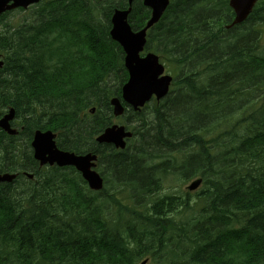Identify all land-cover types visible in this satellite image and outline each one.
Listing matches in <instances>:
<instances>
[{
  "label": "trees",
  "instance_id": "1",
  "mask_svg": "<svg viewBox=\"0 0 264 264\" xmlns=\"http://www.w3.org/2000/svg\"><path fill=\"white\" fill-rule=\"evenodd\" d=\"M88 1L0 16V115L12 107L26 127L21 146L0 131V174H18L0 185V264H264V2L226 30L228 0H205L221 15L201 22L198 3L172 0L157 34L173 89L135 119L131 150H97L105 186L93 192L72 168L39 169L29 141L51 130L85 151L86 110L122 55ZM170 177L203 183L165 194Z\"/></svg>",
  "mask_w": 264,
  "mask_h": 264
},
{
  "label": "water",
  "instance_id": "2",
  "mask_svg": "<svg viewBox=\"0 0 264 264\" xmlns=\"http://www.w3.org/2000/svg\"><path fill=\"white\" fill-rule=\"evenodd\" d=\"M40 0H0V14L14 10L15 8L27 9L30 5L38 3ZM257 0H231L230 6L235 11V19L233 25L243 22L250 13L253 5ZM11 3V4H10ZM146 6L153 9V16L149 21L147 27L139 32L133 34L126 23L127 12H117L113 19V28L110 32L112 39L118 42L125 51V66L129 71V81L123 87V99L129 103L135 110L138 107H142L145 102L155 95L159 100L167 95L168 85L170 78L165 77L158 79L162 73V68L158 66L157 59L154 56H148L145 59L139 57V53L142 51L145 44V33L154 23H156L163 11L168 5L167 0H145ZM2 68V63L0 62ZM114 106L115 116L123 113L122 107L118 101H112ZM14 112H10L0 120V128L5 130L8 134H14L9 129L8 121L12 119ZM130 137V134L124 133L123 128L112 127L100 138V141L106 143H112L116 147H124L123 138ZM53 135L50 132L41 133L36 132L32 141L34 159L39 164L53 165L56 163L58 166H74L80 171L87 181L89 187L92 190H100L102 188V180L94 172L90 171L91 161L95 160V157L86 155L84 157H77L74 154L60 152L56 149L53 142ZM16 178V175L3 174L0 175V184L11 183ZM27 178L31 179L32 175L27 174ZM201 181L198 180L192 183L189 187V191L196 190ZM142 264H145L143 262Z\"/></svg>",
  "mask_w": 264,
  "mask_h": 264
},
{
  "label": "flooded vegetation",
  "instance_id": "3",
  "mask_svg": "<svg viewBox=\"0 0 264 264\" xmlns=\"http://www.w3.org/2000/svg\"><path fill=\"white\" fill-rule=\"evenodd\" d=\"M195 1H198V3L200 4L199 11H211L214 12V14H217L218 10L214 11L207 8L208 5L207 2L204 3L205 0H195ZM94 2L95 4H97L96 8L91 12H88L90 13V16L88 18L90 23L92 24L91 27H94L96 30L102 29L103 32H107L108 34L110 33V30L112 28V17L117 11L126 12L130 10V14L128 16V21H130V23H135L138 21V23L141 24L142 22H145L147 20L148 13H150L151 15L150 8L146 7L143 4L144 0H99L100 3L98 2V0H94ZM137 14L138 16H135ZM195 16H197L198 20L201 22L203 19H206L207 17L210 18L211 14L198 12L197 15ZM101 26H104V28H100ZM160 41L161 39L158 37L157 44H159ZM112 67L113 66H110V70ZM122 85L123 82H118L116 86L117 92L121 91ZM2 115H0V118ZM11 125L13 127H17L14 121L11 122ZM22 174L24 178L28 179L26 177V173H22ZM14 175L18 177L17 173H15Z\"/></svg>",
  "mask_w": 264,
  "mask_h": 264
},
{
  "label": "rangeland",
  "instance_id": "4",
  "mask_svg": "<svg viewBox=\"0 0 264 264\" xmlns=\"http://www.w3.org/2000/svg\"><path fill=\"white\" fill-rule=\"evenodd\" d=\"M202 13H205V14H214L211 11H202ZM25 16H26L25 13H16L15 15L10 16L9 18L10 19L12 18V20L13 19H16L17 21H20L21 22V21H23L25 19ZM25 22L26 21H24L21 25H23ZM168 74L172 76V74L170 72ZM117 84H118V82L115 79H113V76H112V78L110 79V82L108 83V86L107 87L109 89H111V88L114 89V88H116ZM115 123H119V121H117ZM22 143H19V146H21ZM22 149H26V147H23ZM174 181H175V179L170 180V182L169 181H167V182L164 181L163 182V185L164 186H162V188H164L163 192L165 194H169V193H173L174 194V193H178V192H183V191L186 190L185 188L189 184V183H181V182L175 183Z\"/></svg>",
  "mask_w": 264,
  "mask_h": 264
},
{
  "label": "bare ground",
  "instance_id": "5",
  "mask_svg": "<svg viewBox=\"0 0 264 264\" xmlns=\"http://www.w3.org/2000/svg\"><path fill=\"white\" fill-rule=\"evenodd\" d=\"M87 45V44H86ZM131 136L133 137V133H131ZM30 147H31V144H30ZM32 149V148H31ZM32 155H33V149H32ZM0 175H3V174H0ZM17 178V177H16Z\"/></svg>",
  "mask_w": 264,
  "mask_h": 264
}]
</instances>
